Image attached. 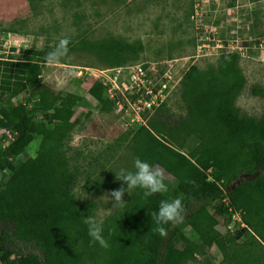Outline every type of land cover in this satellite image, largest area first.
<instances>
[{"label":"trees","instance_id":"16d2710c","mask_svg":"<svg viewBox=\"0 0 264 264\" xmlns=\"http://www.w3.org/2000/svg\"><path fill=\"white\" fill-rule=\"evenodd\" d=\"M141 51L140 42L114 41L99 48L113 66L137 60ZM238 59L237 53H226L220 55L214 70L190 69L181 82L186 114L174 119L160 108L146 126L132 133V166L140 157L164 169L174 179L169 189L172 198L156 193L145 200L143 190L134 189L126 203L103 220L108 249L88 235L82 216H95L96 203L76 201L77 174L60 151L62 140L79 118H72L70 108L54 105L46 91L37 93L32 106L26 99L1 109L0 127L17 132L6 149L0 147V170L11 173L0 172L1 263L187 264L215 246L222 256L219 264H264V114L259 119L242 117L234 107L245 84ZM29 61L20 64L15 81L9 82L12 88L6 90L11 97L37 87L39 66ZM89 94L102 111L112 110L113 102L100 82L89 88ZM46 123L52 126L47 128ZM35 135H41L35 155L18 161ZM190 140L196 145L182 153ZM242 176L252 178L239 181ZM189 180L195 183H186ZM103 185L100 178L87 181L82 192L94 195ZM174 198H182V222L194 231L198 243L186 238L181 222L165 225L166 237L154 230L151 214L161 200ZM210 209L217 215L229 213L226 226L238 213L245 228L236 236L231 231L220 233ZM241 236L244 239L239 242Z\"/></svg>","mask_w":264,"mask_h":264},{"label":"rangeland","instance_id":"374dc122","mask_svg":"<svg viewBox=\"0 0 264 264\" xmlns=\"http://www.w3.org/2000/svg\"><path fill=\"white\" fill-rule=\"evenodd\" d=\"M193 4H198L199 15L192 19L194 13L189 15L188 6L179 5L184 9L180 15L177 10L175 15L171 10L178 6L170 5L167 0H0V120L1 109L26 99H30L32 106L38 100L37 93L44 91L54 100V105L70 108L72 118H79L80 122L62 140L60 151L77 174L73 189L76 201H94L95 217L102 221L119 207H114L106 196L123 183L116 180L115 173L121 168L132 170L131 135L139 126H146L156 113L141 114L140 106L124 98L122 111L114 107L110 111L100 109L89 88L103 80L104 70L116 67L107 64L101 56L102 45L114 41L135 45L140 42L142 51L138 59L129 63L149 66L156 63L161 74L156 82L160 83L168 71L174 78L183 79L190 69L214 70L220 55L237 53L245 84L234 100V107L242 117L259 119L264 114V0H195ZM63 37L70 39L67 56L49 64L47 54ZM29 60L37 61L39 66L37 87L11 97L6 89L12 88L10 83L15 81L20 64ZM166 60H179V63L170 67ZM128 73L120 80L128 78ZM182 79L169 104L160 107L174 119L186 114V104L180 97ZM51 126L46 123L47 128ZM40 138L41 135H35L17 160L33 157ZM194 145L196 141L190 140L182 153ZM97 178L104 180L103 187L94 195L83 193L85 182L92 183ZM251 178L242 176L239 181ZM164 183L168 190L160 194L172 198L169 189L174 179L165 171ZM128 196L125 193L123 199ZM209 211L217 220L216 230L220 233L231 228L236 236L245 228L232 217L226 226L228 212L217 215L212 209ZM180 229L186 238L198 243L197 235L186 223L181 222ZM243 239L241 236L238 241ZM176 242L185 250L183 242ZM205 261L222 262L215 246L206 248L205 255H197L195 261L187 264Z\"/></svg>","mask_w":264,"mask_h":264},{"label":"clouds","instance_id":"9594fccd","mask_svg":"<svg viewBox=\"0 0 264 264\" xmlns=\"http://www.w3.org/2000/svg\"><path fill=\"white\" fill-rule=\"evenodd\" d=\"M70 39L63 37L59 40L55 48L46 56L49 64L58 63L63 57L67 56L69 51ZM133 170L121 168L116 174V180L122 181L120 187L111 190L106 194L113 203L114 207L123 206L126 201L123 199L125 193L131 195L134 189L143 190V198L153 196L156 193L167 191V185L164 183V169L159 166H154L146 160L136 157L133 162ZM186 183H195L194 180L186 181ZM126 185V187H125ZM185 206L182 198H174L171 200H161L157 211H154L151 216L155 221L156 228L154 229L161 237L167 236V228L165 225H175L184 219ZM82 222L87 226L88 235L92 241L98 242L99 245L108 249L109 241L103 235V221L95 216H82ZM111 235V231L109 232Z\"/></svg>","mask_w":264,"mask_h":264},{"label":"built area","instance_id":"2783aa9c","mask_svg":"<svg viewBox=\"0 0 264 264\" xmlns=\"http://www.w3.org/2000/svg\"><path fill=\"white\" fill-rule=\"evenodd\" d=\"M197 6L198 4L194 6L192 19L199 15ZM203 13L204 15H207L206 11ZM179 60H166L165 64L173 67L175 63H179ZM127 72H129L127 75L128 78L121 81L120 79L122 77L125 78L124 75ZM102 73H104L101 76L103 80H100V83L104 87L105 96L113 102L114 110H123L122 103L124 98L125 100L129 99L134 105L140 106L142 109L141 114L145 115L153 114L160 107L167 106L173 93L177 92L179 83L182 79V77L174 78V76H171L168 71L162 75V78L164 79L162 83L156 82V77L161 75L158 72V66L156 63H151L150 66L149 64L144 63H129L104 70ZM16 135V131L7 129L0 131L1 149H6ZM0 172L6 175L11 174L7 169L0 170ZM223 202L227 203V199L223 200ZM233 219L241 222L238 213H234L232 216V220ZM229 230L232 232L231 228ZM11 259H13V257H11Z\"/></svg>","mask_w":264,"mask_h":264},{"label":"crops","instance_id":"0c3cea01","mask_svg":"<svg viewBox=\"0 0 264 264\" xmlns=\"http://www.w3.org/2000/svg\"><path fill=\"white\" fill-rule=\"evenodd\" d=\"M168 3L172 6L177 5L178 7H174V9H172L171 11L174 12V14L176 15L177 10H178V14L180 15L182 10L184 9L183 7L179 6V5H186L188 6V8L186 9L189 13V15L192 13L193 11V6H195L194 1L195 0H167ZM202 1H209V0H202ZM217 1V0H216Z\"/></svg>","mask_w":264,"mask_h":264}]
</instances>
